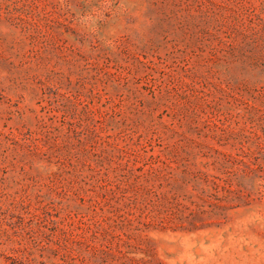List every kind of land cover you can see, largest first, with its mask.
Segmentation results:
<instances>
[{
  "label": "rangeland",
  "instance_id": "374dc122",
  "mask_svg": "<svg viewBox=\"0 0 264 264\" xmlns=\"http://www.w3.org/2000/svg\"><path fill=\"white\" fill-rule=\"evenodd\" d=\"M0 264H264V0H0Z\"/></svg>",
  "mask_w": 264,
  "mask_h": 264
}]
</instances>
